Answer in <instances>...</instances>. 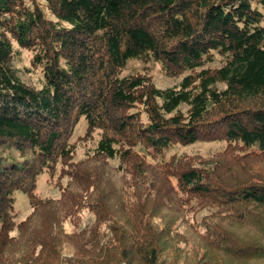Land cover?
I'll list each match as a JSON object with an SVG mask.
<instances>
[{"label":"trees","instance_id":"16d2710c","mask_svg":"<svg viewBox=\"0 0 264 264\" xmlns=\"http://www.w3.org/2000/svg\"><path fill=\"white\" fill-rule=\"evenodd\" d=\"M22 50L33 52L39 86L21 79L15 61ZM134 60L184 76L168 88L141 73L122 76ZM83 118L90 132L101 131L93 158H119L141 195L175 194L170 182L159 184L160 175L176 178L186 195L226 198L264 211V182L226 186L216 173L218 162L194 165L178 157L152 166L133 151L137 144L160 154L174 143L225 140L264 153V0H0V264H39L38 247H50L57 253L52 259L68 264L58 259L50 232L29 239L44 208L49 214L53 204H61L70 216L87 204L101 216L102 200L78 202L80 194L72 195L86 161L68 166L67 202L36 194L44 170L72 158L69 140ZM93 172L88 170L91 183L80 187L82 193L95 191ZM16 192L33 209L20 223ZM137 214L119 261L132 258L128 264H135L139 255L144 264H164L155 234ZM53 217L44 219L46 230L56 226ZM16 230L28 233L30 244L22 260L12 263L6 252L20 240L11 236ZM93 253L96 258L77 263H107L108 249Z\"/></svg>","mask_w":264,"mask_h":264},{"label":"rangeland","instance_id":"374dc122","mask_svg":"<svg viewBox=\"0 0 264 264\" xmlns=\"http://www.w3.org/2000/svg\"><path fill=\"white\" fill-rule=\"evenodd\" d=\"M21 57L15 61L21 79L29 85L39 86L41 69L32 63L33 52L22 50ZM217 60L215 65L220 58L217 57ZM134 73L147 75L159 88L173 87L184 76L167 74L160 64L136 60L130 61L121 75ZM182 110L186 112V107ZM142 121L147 122L145 116ZM100 136V130L90 132L85 118L81 119L69 140L74 151L72 158L44 170L38 178L36 194L42 200L67 202V197L63 199L64 191L72 182L68 166L86 161L81 168L83 172L85 169L87 171L82 181L74 184L72 195L80 194L78 202L83 197L87 203H93L97 198L102 200L101 216L98 217L85 206L87 204L76 207L68 216L65 208L56 203L50 211L47 208L50 215L46 214L45 208L40 212L38 230L29 239H37L40 234L49 235L47 233L50 232L53 245L59 251L58 259L68 261V264L94 259V250L101 248L109 250L106 264H128L132 258L119 261L117 255L122 246L129 243L125 232L129 234L132 231V225L137 222L133 213L139 212L137 215L142 216L144 227L152 229L155 234L161 251L160 261L164 264H264L262 209L254 204L234 203L226 198L186 195L178 190L176 178L168 179L159 174L156 177L159 184L170 182L176 188L175 194L169 195L166 191L160 196H147V192L143 191L141 195L135 188L132 175L121 168L119 158H93ZM133 151L139 162L152 166L171 163L178 157L194 165L218 162L220 166L216 173L226 180V186L264 182V153L243 146H230L225 140H200L190 145L174 143L160 154H154L142 144H137ZM90 169L98 173V183L95 191L91 192V189L88 193H82L79 189L91 183L86 175ZM156 170L155 173H158ZM138 193L140 196H136ZM15 196L16 222L20 223L31 215L33 209L25 194L16 192ZM46 216H54L52 221L56 222V226L47 227L46 230L42 224ZM121 231L126 238L120 235ZM22 234L18 230L11 234L17 238L16 241L20 239L16 245L7 248L6 258L12 263L22 260L23 252L29 248L30 242L26 243L28 233ZM95 243L99 245L95 247ZM49 248L38 247L34 250L36 256L39 255V264H58L52 259L57 253H51ZM133 259L137 262L135 264H144L139 255L133 256Z\"/></svg>","mask_w":264,"mask_h":264}]
</instances>
